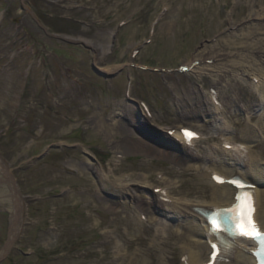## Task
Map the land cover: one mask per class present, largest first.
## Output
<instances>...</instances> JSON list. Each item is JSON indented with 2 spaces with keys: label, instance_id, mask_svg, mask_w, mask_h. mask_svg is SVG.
Listing matches in <instances>:
<instances>
[{
  "label": "rangeland",
  "instance_id": "rangeland-1",
  "mask_svg": "<svg viewBox=\"0 0 264 264\" xmlns=\"http://www.w3.org/2000/svg\"><path fill=\"white\" fill-rule=\"evenodd\" d=\"M23 1L0 0V155L22 204L13 238L11 185L0 178V264H197L183 247L205 241L193 232L200 217L169 210L166 201L182 200V190L194 188L201 195L183 199L220 201L212 198L211 177L201 179L203 170L225 177L227 168L248 176L257 167L264 170V133L257 129L264 124L262 71L251 68L249 75L232 77L261 99L249 134V108L232 99L244 92L235 91L231 78L221 100L229 110L207 103L218 80L209 58L238 51L235 44L264 31L262 20H244L253 0H120L98 14L76 7L80 0H67L73 10L59 0H33L42 7L32 9ZM234 21L242 26L231 32ZM55 35L81 39L69 40L75 43L100 39L110 47L99 56L88 44L86 49ZM196 56L207 61L182 72ZM92 64L118 75L105 80ZM127 106L136 110L135 119L126 116ZM146 108L154 119L149 123L161 133L139 121ZM113 113L124 129L107 138L94 117L110 120ZM175 124L178 129L168 130ZM183 127L200 134L192 154L180 139ZM246 135L254 165L223 164L225 155L212 153ZM115 145L121 154L113 159ZM110 160L132 192L104 180ZM259 192L264 210V189Z\"/></svg>",
  "mask_w": 264,
  "mask_h": 264
},
{
  "label": "bare ground",
  "instance_id": "bare-ground-1",
  "mask_svg": "<svg viewBox=\"0 0 264 264\" xmlns=\"http://www.w3.org/2000/svg\"><path fill=\"white\" fill-rule=\"evenodd\" d=\"M162 1H168V0H159V2ZM252 1V0H251ZM24 6L26 9H32V8H39L42 7V3H39L37 1H33V0H24ZM59 2H61L62 6L66 9L69 10H73L75 7L73 6V3L67 0H59ZM120 4V0H80L79 5L76 7L79 8H87V9H92L94 10V13L98 14L101 12L102 9L106 8V7H114L116 5ZM263 6L262 0H253V4L250 5L248 7V14L246 17H244V20H248V22L246 23V25L251 24L254 20H262V25H264V7ZM260 7L259 11H254V8H258ZM237 19L239 17L235 16ZM240 26L237 21H234L230 24V31L233 32L236 29H238ZM71 39H75L78 41H81L80 38H73L71 37ZM86 44L90 45L92 48L96 49L98 52V55H103V54H107V49L110 47V42L103 43L100 39H95L93 41H86ZM236 48L238 51H233V52H227V53H219L216 54L215 56H212L210 59L211 63H210V67L215 70V72L218 74V80L214 81L211 84V91L216 92L219 95H222V90L224 88V83H226V79H230V84L234 83L235 87V91L236 90H243L244 91V96L241 97V99L245 102V104L248 105L249 111H250V115H249V122L253 121L256 118V114H252V112L260 105L259 103L261 102V99H259V97L252 91H250V89L248 88L247 84H243L241 81L237 80V79H233L232 77L234 75H239V73L243 74V75H249L251 74L252 70L257 69L258 71H262V73L264 74V31H260V32H256V33H252V34H248L247 37L241 42V43H237L235 44ZM200 62V64H204L205 61H207V59L203 56H196L193 61L188 65L189 67L192 66V63L194 62ZM242 63V64H241ZM246 63V64H245ZM249 64V65H248ZM252 65V66H251ZM250 66V67H249ZM257 67V68H254ZM253 68V69H251ZM26 74H29V71L26 70ZM233 80V81H232ZM246 85V86H245ZM238 93V91H237ZM212 98L216 99V102L219 101L218 98H216V95L212 93ZM240 101V97H238V94H235V101ZM241 100V101H242ZM207 103L210 104L209 100H207ZM185 106V108L188 106L186 104H182ZM223 106V105H222ZM221 106V110H228V106L225 108ZM125 113L126 116L130 117L132 116L134 119L136 117V110H134L132 108V106H127L125 109ZM137 113H140V110L137 111ZM186 113V112H184ZM188 113V111H187ZM114 114V113H113ZM110 115L109 118L110 120H106L105 114L103 115H96L94 118L96 120V124H97V128L100 130V132L102 134H104L107 138H110L111 136H115L117 135L118 129H124L121 126V122L120 121H114L113 120V116L114 115ZM131 117V118H132ZM142 121L143 123H141L143 126L146 124L151 130L152 127L151 125L148 123V121L146 120L145 116L141 114V117L139 118V121ZM108 122V123H107ZM140 123V122H138ZM145 123V124H144ZM175 128H178L177 125H174L173 128H171L170 130H174ZM258 130H260L264 133V124L260 123L259 125H257ZM253 127L247 123V125L245 126V131L247 134H249L252 131ZM126 130V129H125ZM157 131V132H156ZM153 132L158 134V130H153ZM129 133L132 134V131L129 130ZM182 140L186 143L185 137L184 135L181 133ZM241 140H247L249 139V137L246 135L245 137H241ZM214 138L210 137L207 141H213ZM192 143H194V141H192ZM237 143H240L242 145H245V143L241 142V141H237ZM223 146H227V143L222 144ZM246 146V145H245ZM256 147V146H253ZM204 152H207V150H203ZM225 153V158H222L223 160V164H232L234 165V167H236L238 165V161L234 159L233 154L231 153L232 151H224ZM113 157L117 158L119 154H121V150L120 147L115 145L114 146V151H113ZM249 162L248 163H244L245 166L248 165H252L254 164L255 161V157L253 155H249ZM8 167L9 164L6 162V160H4L3 158H1L0 156V178H4L7 177L9 178V182L11 185V190H12V206H11V214H12V237L15 238L17 233H18V228H19V224L22 220V204H21V198L19 197V193L18 190L16 189V187L13 184V181L10 179V175H9V171H8ZM104 173H106L105 175H103V178L106 182L108 183H114V182H118L123 188H127L128 190L130 189L131 185L130 181H126V179H124L123 177L119 178L118 176V171L119 168H112V162L110 161L109 166H107V171L106 169H103ZM225 173L228 174L226 180H230L233 176L232 174H234V171H229L228 168L227 170L225 169ZM253 179L250 181V179H247V181L250 184H253L255 186V184H264V170L261 168L259 169L258 167L255 168L254 173H253ZM215 175H219V176H223V174L218 173L217 171H213V170H203L201 173V179H206V177L210 176L213 180L211 182L215 192L212 194V198L216 199V200H220L218 202H213L211 204H202V203H198V202H192V201H186L183 198L184 197H190L191 195H201V191L199 188H194L193 191L191 193L188 192H184L182 190V201L179 200L178 203H174L172 204L171 208H176V207H180L181 208V212L182 213H187V212H193L196 209L197 210H204L210 213H214L216 212V209H220V208H227V207H231L235 204V196L237 194L236 190H233L227 183L224 184H219L216 183L214 181V176ZM145 180V182L151 181L152 182V178L149 176H143ZM246 177V174H245ZM246 180V179H245ZM134 182V180L132 179L131 182ZM155 182V181H154ZM156 183L161 184L162 181L158 180L156 181ZM164 183V182H163ZM162 183V184H163ZM254 191L256 192V196H257V212H256V221L259 223L261 229L264 231V210L262 207V201L260 200V196H259V190L258 187L255 186L254 187ZM132 192V190H129ZM171 192H177V190L173 191L171 190ZM134 197H136L133 194ZM136 199V198H135ZM151 221L153 220L152 218L150 219ZM201 222L202 225L196 226V228L193 230L194 233L197 234H201L203 235V237L206 239V241H202L200 243H191L190 244V249H188V247H183V250L187 253H185L187 255V258L189 260H196V262H198V264H206L209 261V258L212 254V248H211V244L215 242V240L213 239V237H211L209 234L210 230H211V226L208 222V220L205 217H201ZM130 226L128 225V228ZM190 234V233H189ZM188 235L187 234H182V241H188ZM245 244L248 245V247H245L248 251L251 250V246L249 244V242H245ZM245 249V250H246ZM189 250V252H188ZM243 249L240 250L233 261H230L228 263H222V264H257V261L255 260V258L251 255L250 257L245 256ZM208 256V257H207ZM205 258H208V261H204ZM203 260V261H201ZM113 261V262H112ZM110 261L108 264H113L114 260ZM92 264H96V263H92Z\"/></svg>",
  "mask_w": 264,
  "mask_h": 264
},
{
  "label": "snow or ice",
  "instance_id": "snow-or-ice-1",
  "mask_svg": "<svg viewBox=\"0 0 264 264\" xmlns=\"http://www.w3.org/2000/svg\"><path fill=\"white\" fill-rule=\"evenodd\" d=\"M184 136L186 139L191 141L195 134L191 131L184 130ZM219 183H230L237 189V194L235 196V204L229 212L232 216V224L234 228V235L243 236L246 238H251L264 245V232H262L255 221V200L254 194L250 191L253 185L249 184L241 178H233L230 181H224L220 177H213ZM211 227L213 231L221 230L220 223L213 218L211 221ZM213 254L211 261L215 262L218 259L217 255V245L212 244Z\"/></svg>",
  "mask_w": 264,
  "mask_h": 264
}]
</instances>
